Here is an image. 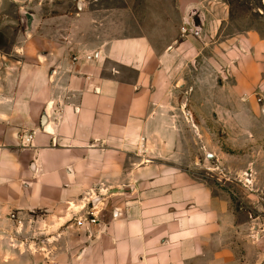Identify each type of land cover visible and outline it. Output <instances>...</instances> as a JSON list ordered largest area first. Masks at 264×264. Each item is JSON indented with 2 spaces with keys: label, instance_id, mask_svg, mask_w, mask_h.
<instances>
[{
  "label": "crops",
  "instance_id": "obj_1",
  "mask_svg": "<svg viewBox=\"0 0 264 264\" xmlns=\"http://www.w3.org/2000/svg\"><path fill=\"white\" fill-rule=\"evenodd\" d=\"M206 1L0 0V264H264L200 174L207 120L264 113L263 65L210 56Z\"/></svg>",
  "mask_w": 264,
  "mask_h": 264
},
{
  "label": "rangeland",
  "instance_id": "obj_2",
  "mask_svg": "<svg viewBox=\"0 0 264 264\" xmlns=\"http://www.w3.org/2000/svg\"><path fill=\"white\" fill-rule=\"evenodd\" d=\"M209 1L207 7L210 10V23L213 24L215 18H218L217 23L220 21L219 35L212 43L229 40L226 45L221 43V47H225L222 48L223 51L214 50L212 47L210 56L215 59V56L221 57L223 60L221 64L225 67L232 63L236 56L251 54L263 65L264 78V0ZM204 3L208 2L205 0ZM135 11L137 13L141 11L138 4ZM9 14L15 15L13 11ZM123 19L130 29L136 24L131 17L124 16ZM226 48L232 49L229 55L226 54ZM224 54L226 56H222ZM197 62L200 63V60ZM254 97L256 98L257 94ZM253 114L250 116L252 119L248 118L250 122L253 121L252 123L246 120V123L244 122V127L248 129L244 135L233 132L231 127L217 131L216 122L212 117L207 120L211 129L207 150L216 155L210 158L199 154V158L202 161L200 174L207 178L213 193L228 201L237 223L251 224L250 235L254 240H259L264 236V113L257 107ZM236 138L242 139V142L231 148L229 142ZM198 140L200 143L199 136ZM197 159V156L196 159L194 157V160ZM88 204L92 205L91 201L87 202V206ZM81 205L84 206V202L78 203L74 208Z\"/></svg>",
  "mask_w": 264,
  "mask_h": 264
},
{
  "label": "built area",
  "instance_id": "obj_3",
  "mask_svg": "<svg viewBox=\"0 0 264 264\" xmlns=\"http://www.w3.org/2000/svg\"><path fill=\"white\" fill-rule=\"evenodd\" d=\"M258 100H261L259 98ZM32 138V135H29L27 140L30 141ZM81 216L76 219V223L78 225H82L83 222H89V223H96L98 216H99V210L96 208L94 205H85L81 209ZM10 218L16 220L17 219V214L16 213H10Z\"/></svg>",
  "mask_w": 264,
  "mask_h": 264
},
{
  "label": "water",
  "instance_id": "obj_4",
  "mask_svg": "<svg viewBox=\"0 0 264 264\" xmlns=\"http://www.w3.org/2000/svg\"><path fill=\"white\" fill-rule=\"evenodd\" d=\"M195 26L197 27L196 24H195ZM41 118H42V123L45 124V122L47 120V114H46L45 111L42 113V117ZM208 157H211V154L210 153H208Z\"/></svg>",
  "mask_w": 264,
  "mask_h": 264
}]
</instances>
